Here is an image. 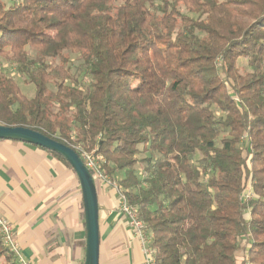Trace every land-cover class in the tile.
Here are the masks:
<instances>
[{"label": "trees", "instance_id": "16d2710c", "mask_svg": "<svg viewBox=\"0 0 264 264\" xmlns=\"http://www.w3.org/2000/svg\"><path fill=\"white\" fill-rule=\"evenodd\" d=\"M0 56V124L101 155L158 264H264V0H0Z\"/></svg>", "mask_w": 264, "mask_h": 264}, {"label": "crops", "instance_id": "0c3cea01", "mask_svg": "<svg viewBox=\"0 0 264 264\" xmlns=\"http://www.w3.org/2000/svg\"><path fill=\"white\" fill-rule=\"evenodd\" d=\"M99 264H142L141 243L119 211V194L96 180ZM0 215L35 264H84L83 193L75 171L35 145L0 140Z\"/></svg>", "mask_w": 264, "mask_h": 264}, {"label": "water", "instance_id": "95a60500", "mask_svg": "<svg viewBox=\"0 0 264 264\" xmlns=\"http://www.w3.org/2000/svg\"><path fill=\"white\" fill-rule=\"evenodd\" d=\"M0 140H18L44 147L62 155L75 171L83 193L86 225L84 264H99L100 228L99 202L95 179L80 155L70 146L24 126L0 124Z\"/></svg>", "mask_w": 264, "mask_h": 264}, {"label": "built area", "instance_id": "2783aa9c", "mask_svg": "<svg viewBox=\"0 0 264 264\" xmlns=\"http://www.w3.org/2000/svg\"><path fill=\"white\" fill-rule=\"evenodd\" d=\"M80 149L81 157L97 181H101L118 191L119 211L127 218L133 235L139 240L143 252L142 264H158L156 255L157 249L151 244V237L146 228V223L139 217L138 210L133 206L128 198L119 190L117 181L113 180L102 168L103 157L94 151ZM0 237L9 253L14 257L18 264H35L28 259L18 241L15 238L13 224L4 216L0 215ZM249 264V263H245Z\"/></svg>", "mask_w": 264, "mask_h": 264}, {"label": "rangeland", "instance_id": "374dc122", "mask_svg": "<svg viewBox=\"0 0 264 264\" xmlns=\"http://www.w3.org/2000/svg\"><path fill=\"white\" fill-rule=\"evenodd\" d=\"M9 60L10 59L8 58H4L0 56V68L6 73V75H9L13 78L14 82L18 87L20 94L26 97H32L35 92L34 85L29 84V82L26 81V77L17 72L16 65ZM250 191L251 189L248 186V188L245 190V194H248Z\"/></svg>", "mask_w": 264, "mask_h": 264}]
</instances>
